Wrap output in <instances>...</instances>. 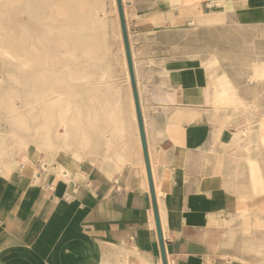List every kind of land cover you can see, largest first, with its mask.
Instances as JSON below:
<instances>
[{
  "label": "crops",
  "instance_id": "crops-1",
  "mask_svg": "<svg viewBox=\"0 0 264 264\" xmlns=\"http://www.w3.org/2000/svg\"><path fill=\"white\" fill-rule=\"evenodd\" d=\"M217 1L125 0L167 264H264V67L252 66L264 54V0ZM215 53L218 70L230 54L249 60L218 73L230 80L229 106L247 111H213ZM140 148L122 176L66 182L38 163L36 174L0 175V264H161ZM244 234L262 239L242 247Z\"/></svg>",
  "mask_w": 264,
  "mask_h": 264
},
{
  "label": "bare ground",
  "instance_id": "bare-ground-1",
  "mask_svg": "<svg viewBox=\"0 0 264 264\" xmlns=\"http://www.w3.org/2000/svg\"><path fill=\"white\" fill-rule=\"evenodd\" d=\"M121 2L127 16L125 0ZM0 11L14 16L22 12L28 17L25 32L16 33L0 23V64L45 88L42 93L27 91L30 86L11 71L0 74V175L16 168L36 174L38 163L43 173H55L66 182L84 173L100 178L122 176L125 167L137 161L139 133L115 0H0ZM15 21L17 26L23 24L19 18ZM109 23L114 29L115 51L106 47ZM126 28L129 38L127 24ZM209 60L213 111L223 104L232 113L247 111L229 106L234 103L230 80L217 74V54ZM137 79L135 73L139 89ZM8 80L17 89L7 87ZM18 89L26 90L20 95ZM99 94L107 97L101 101ZM102 107L105 113L101 114ZM143 162L138 157L140 168ZM129 178H133L131 172ZM247 213L240 214L241 226L250 223L243 217ZM258 213V217L264 215V207ZM244 235L242 247L253 237Z\"/></svg>",
  "mask_w": 264,
  "mask_h": 264
},
{
  "label": "rangeland",
  "instance_id": "rangeland-1",
  "mask_svg": "<svg viewBox=\"0 0 264 264\" xmlns=\"http://www.w3.org/2000/svg\"><path fill=\"white\" fill-rule=\"evenodd\" d=\"M16 15L17 16H14V14L11 13V12H2V11H0V23H2L3 25H5L8 28H12L16 33L28 31V25L26 23L27 21H25V19L28 20L27 14L20 12V13H18ZM16 18L21 19L22 20L21 23H23V24L17 26L14 23V22H17V21H15ZM108 19H109L108 22H110L111 21L110 20L111 19L110 15H108ZM107 32H108V42L106 43V47L108 46L107 48H110L111 51H113V50L115 51V49L117 47V44H116V39H115V36H114V29H113L111 23H109V25H108ZM21 36L24 37L25 35L21 34ZM98 36H99V34H98ZM262 45L264 46V34L259 36L258 46H262ZM228 56H231V58H225V59L222 58L221 61L223 62V64H222L220 70L217 71V74L219 72L222 73L223 71L226 72V73L234 71V70L231 69V68H234V67H241V68L242 67H247L248 68V66L251 65L249 63L248 59H244V58H241V57L233 58L234 57L233 54H230ZM263 61H264V54L261 57H259L257 60H255V59L253 60L252 66L259 65L258 69L253 70L255 73L258 72L261 68L264 67V62ZM8 71H11L14 74V76H16L21 81V83L28 84L30 86V87L27 88V91L38 92V93H42L44 91V89H45L44 87H40L36 82L31 83L29 78H27L24 74L17 73L16 71H13V69L5 67V66L0 64V74L1 75L5 76ZM227 76H229L232 79H236L237 81L242 82L244 84L245 83L246 84L249 83L248 79H247L249 74H241V75H239V74L230 73V74H227ZM6 85H7V87H9L12 90L17 89L15 84L13 82L9 81V80L6 81ZM25 90L24 89H18L17 91L20 93V95H21V93L23 95V93H25L23 91H25ZM104 97H107V95H102V94L98 95V98L101 101H102V99ZM98 109H99V107H98ZM99 111H100L101 114L105 113L104 107H102V109H100ZM68 128H69V132L71 134H73L72 126L71 127L69 126ZM257 237L260 238L261 235H258ZM221 247L222 248H219V249L215 250V253L216 254H220V256H222L225 253L224 250H226V248H224L223 246H221ZM250 255H252V254H249L248 252H243L241 256L248 259Z\"/></svg>",
  "mask_w": 264,
  "mask_h": 264
},
{
  "label": "water",
  "instance_id": "water-1",
  "mask_svg": "<svg viewBox=\"0 0 264 264\" xmlns=\"http://www.w3.org/2000/svg\"><path fill=\"white\" fill-rule=\"evenodd\" d=\"M115 3H116V8H117L121 36H122L125 60L127 64L128 77H129V81L131 84V93H132V99H133V104L135 108L137 128H138L139 139H140V144H141V149H142L147 182H148L149 197H150V202H151V209L153 212L160 260H161V264H167L165 244H164L163 237H162L157 201H156L155 191H154L152 177H151L150 163H149L147 146H146L144 129H143V120H142L141 109H140V104H139L137 86L135 82V75H134L133 64H132V59H131V52H130V47H129V40H128L127 28L125 24L123 6H122L121 0H115Z\"/></svg>",
  "mask_w": 264,
  "mask_h": 264
}]
</instances>
